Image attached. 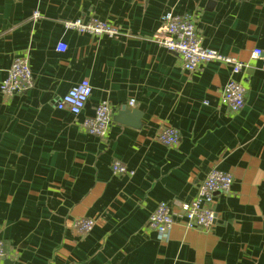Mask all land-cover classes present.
I'll list each match as a JSON object with an SVG mask.
<instances>
[{
    "label": "crops",
    "instance_id": "obj_1",
    "mask_svg": "<svg viewBox=\"0 0 264 264\" xmlns=\"http://www.w3.org/2000/svg\"><path fill=\"white\" fill-rule=\"evenodd\" d=\"M167 11L193 15L205 47L246 65L235 75L246 87L240 111L221 102L229 63L189 73L155 41ZM77 18L107 21L120 35L68 29ZM256 48L264 49V0H0V85L18 56L35 74L27 92L0 89L1 264H264V61ZM85 78L93 91L82 114L58 109ZM102 101L113 111L106 137L82 127ZM165 125L180 131L178 145L157 140ZM116 160L135 174H114ZM214 168L233 183L215 197L212 228L177 222L161 237L150 224L158 203L193 199ZM80 218L95 220L84 235Z\"/></svg>",
    "mask_w": 264,
    "mask_h": 264
},
{
    "label": "built area",
    "instance_id": "obj_2",
    "mask_svg": "<svg viewBox=\"0 0 264 264\" xmlns=\"http://www.w3.org/2000/svg\"><path fill=\"white\" fill-rule=\"evenodd\" d=\"M33 14L35 17L40 16L38 10L34 11ZM66 27L97 36L106 35L110 38L117 37L121 32L119 27L98 18H92L89 21L77 18L67 21ZM154 38L161 47L179 54L183 59V67L189 73L195 72L203 64L212 60L229 63L232 66L233 75L223 88L221 102L233 112H238L244 107L246 87L235 78V75L240 73L246 65L236 58L205 47L193 15L188 13L175 14L172 11H167L161 16V23ZM59 49L65 51L67 46L61 44ZM253 57L264 61V49H254ZM34 85L35 74L28 59L24 56H18L14 59L6 78L0 85V89L3 94L12 96L27 92ZM92 91L93 86L89 79H82L57 100V108L68 109L75 116H79L85 109ZM134 104L135 100L131 99L130 105L133 106ZM112 120L113 111L110 104L108 101H102L96 106L95 114L83 120L82 127L92 135L106 137ZM156 138L164 145L176 146L181 140V133L177 128L165 125L158 130ZM112 171L117 175L133 176L135 174L134 170L128 169L125 164L118 160L113 162ZM232 183L233 175L230 172L217 168L212 169L198 185L197 194L193 199L188 201L174 199L158 203L150 216L151 226L163 238L168 236L177 222H182L189 229H211L217 218L213 207L215 197L219 193L229 192ZM75 225L79 233L84 235L93 229L95 220L80 218ZM5 255V245L0 239V264Z\"/></svg>",
    "mask_w": 264,
    "mask_h": 264
},
{
    "label": "water",
    "instance_id": "obj_3",
    "mask_svg": "<svg viewBox=\"0 0 264 264\" xmlns=\"http://www.w3.org/2000/svg\"><path fill=\"white\" fill-rule=\"evenodd\" d=\"M126 113H128V112H125V111H123V112H119V114H117V116L115 117V119L117 118V120H119L118 119V116L120 115V118L122 117L123 118V115H125ZM134 115H139L138 113H135Z\"/></svg>",
    "mask_w": 264,
    "mask_h": 264
}]
</instances>
